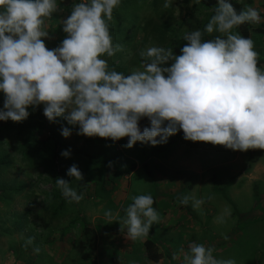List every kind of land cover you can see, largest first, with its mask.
Instances as JSON below:
<instances>
[{"label":"rangeland","instance_id":"rangeland-1","mask_svg":"<svg viewBox=\"0 0 264 264\" xmlns=\"http://www.w3.org/2000/svg\"><path fill=\"white\" fill-rule=\"evenodd\" d=\"M235 1L243 8L260 10L261 23L252 24H264V0ZM163 5L164 0H122L113 10L110 34L113 44L123 45L124 50L103 57L110 69L126 75L142 70L140 52L151 46L172 47L173 54L180 55L187 43L183 35L202 30L214 14L201 0H172L168 8ZM72 7V0H62L59 8L63 11L45 19L49 37L42 39L48 49L58 47L66 38L62 22ZM233 32L238 33L237 28ZM217 35L207 34L208 39H202ZM251 38L258 57L264 59V35ZM3 101L0 93V108ZM28 111L29 117L22 122L0 121V264H25L28 258L35 264H88L79 254L81 245L90 242L86 229L97 235V250L90 251L97 264H155L145 255L146 237L130 240L123 224L132 197L147 194L159 214L149 232L154 231L162 249L170 254L157 264H181L192 242L213 248L216 259L264 264V149L252 154L253 149L242 152L187 141L182 130L162 145L137 142L126 148L128 137L113 142L77 135L78 125H67L62 118L55 123L45 121L44 129V120ZM62 124L72 129L70 137L60 134ZM139 126L143 130L150 123L145 117ZM174 138L176 143L171 142ZM68 149L70 158L62 157L61 151ZM72 164L78 166L83 180L66 175ZM159 164L189 172L192 181L162 177L155 170ZM57 177L71 183L83 199L69 203L56 186ZM184 195L204 203L194 208L190 199L182 205ZM225 209L230 210V216H224ZM109 211L111 219L105 216ZM28 238H32L31 244H26Z\"/></svg>","mask_w":264,"mask_h":264},{"label":"clouds","instance_id":"clouds-1","mask_svg":"<svg viewBox=\"0 0 264 264\" xmlns=\"http://www.w3.org/2000/svg\"><path fill=\"white\" fill-rule=\"evenodd\" d=\"M122 0H72L70 16L63 20L67 34L53 49L42 38L49 37L45 19L51 18L62 0H0V93L4 94L0 121L22 122L41 104L49 122L62 118L77 126V135L110 138L128 137L126 148L137 142L157 146L184 133L187 141L223 145L247 151L264 149V70L257 66L258 53L250 36L233 30L250 22L261 23L260 10L246 6L237 12L230 0H216L214 14L203 29L183 35L187 41L180 55L172 49L151 46L141 50V69L124 74L110 69L103 57L123 51L113 44L109 22ZM172 0H164V8ZM218 33L210 40L204 34ZM171 61L170 66H164ZM147 118L150 127L141 130ZM167 122V123H165ZM68 138L72 129L61 125ZM71 150L61 156L70 158ZM66 175L83 180L72 164ZM57 188L69 202L79 203L68 181L57 177ZM193 199V207L204 203ZM125 209L127 237H146L159 214L150 194L132 197ZM225 209L224 216H230ZM105 216L112 218L111 211ZM223 222L224 217L218 218ZM28 238L26 244H31ZM39 248L34 252H39ZM213 248L192 242L181 264H236L233 259H216ZM173 259H177L173 256Z\"/></svg>","mask_w":264,"mask_h":264},{"label":"trees","instance_id":"trees-1","mask_svg":"<svg viewBox=\"0 0 264 264\" xmlns=\"http://www.w3.org/2000/svg\"><path fill=\"white\" fill-rule=\"evenodd\" d=\"M203 4L208 7V8H213L215 9L216 6V0H201ZM232 3L233 7L237 10V12L243 10V6L239 3H237L235 0H230ZM238 33L241 34L242 36L245 37H252V35H264V24L262 26L256 27L250 22H246L240 26L237 27ZM204 37L208 39L207 33L204 34ZM172 48V47H171ZM169 48V49H171ZM257 66L259 68H264V59L257 58ZM43 105V104H41ZM41 105L36 106L34 109L32 107H29V110L34 111L37 113L38 116H40L41 119L44 120L42 123V127L46 129V124L45 121L48 119L43 115V108L41 109ZM66 122V121H65ZM67 123V122H66ZM177 138H174L171 142L176 143ZM55 145L60 146V143L54 139ZM258 149H253L252 154H254ZM55 158H58V152L55 149L54 152ZM145 169L147 172H149L150 168L149 165L146 164ZM155 170L157 171L158 174H160L162 177L169 178L172 181L175 182H181V181H192V175L189 172L185 171H180V170H175V169H170L166 167L165 165L159 164L155 166ZM63 205L61 204L60 210H63ZM187 210L190 212L191 209L187 207ZM85 235H89L90 242L86 244H82L79 250L80 258L81 260L85 263L87 262L88 264H97L95 260L92 258V254L90 251L94 252L97 250V235L93 230L86 229L85 230ZM144 250H145V255L149 261L152 263H160L163 259H169L170 254H168L166 251H164L160 245V243L156 240L155 238V233L154 231H150L149 234L146 236V240L144 241ZM25 264H35V261L32 258H28L25 261Z\"/></svg>","mask_w":264,"mask_h":264}]
</instances>
